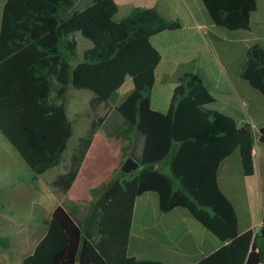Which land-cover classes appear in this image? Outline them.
<instances>
[{"label":"trees","instance_id":"16d2710c","mask_svg":"<svg viewBox=\"0 0 264 264\" xmlns=\"http://www.w3.org/2000/svg\"><path fill=\"white\" fill-rule=\"evenodd\" d=\"M225 1L217 9L218 20L249 28L256 0ZM73 5L74 0H7L0 32V132L36 178L61 162L74 133L64 101H53V93L64 100L72 85L110 104L130 77L134 90L117 110L145 137L143 167L128 174L120 168L109 184L93 189L94 205L102 211L98 241L84 235L59 205L48 233L23 264H170L128 254L136 199L149 191L159 194L162 211L185 207L229 241L197 264H264V227L259 235L241 234L235 206L219 184L221 163L237 149L244 172L253 175L252 126H239L231 115L213 109L215 96L192 72L180 78L167 112L152 106L162 55L151 39L180 29L181 23L155 8H136L119 21L115 0H91L83 10H68ZM77 32L93 46L71 69ZM242 77L264 94L260 45L249 49ZM260 134L264 143V126ZM156 164H168V171Z\"/></svg>","mask_w":264,"mask_h":264},{"label":"crops","instance_id":"0c3cea01","mask_svg":"<svg viewBox=\"0 0 264 264\" xmlns=\"http://www.w3.org/2000/svg\"><path fill=\"white\" fill-rule=\"evenodd\" d=\"M90 2L74 0L69 10H83ZM115 2L118 5L115 18L119 21L130 16L136 8H155L166 18L181 23L180 29L163 31L151 39L162 55L151 94L154 109L167 112L180 78L192 72L201 77L215 96L213 109L231 115L239 126H252L253 175L244 172L241 151L237 149L221 163L219 184L235 206L239 232L253 230L256 235L261 234L264 227V143L260 140V128L264 126V94L245 80L242 72L249 49L254 45L264 49V0H256L247 29L218 20L217 9L225 0ZM6 3L7 0H0V32ZM92 46L93 42L88 43L79 54L78 43L71 69L84 59V51ZM133 90L134 83L129 77L110 104L94 93L89 96L85 111L73 112V118L81 116L84 119L82 133L63 164L62 157L56 166L36 178L33 176L28 198L31 200L29 219L18 217L28 227L20 232V242L12 245L13 257L8 264H23L25 258L35 252L48 233L53 212L59 205L64 206L82 227L84 235L93 241L100 239L98 222L102 211L94 205L93 189L109 184L127 157L141 161L144 152V135L117 110ZM66 95L57 103L64 101L65 104ZM100 117H104L102 122ZM164 168L168 169V164ZM237 187L240 188L238 195L234 191ZM10 189L17 188L13 185ZM8 212L14 214V211ZM228 242H223L185 207L162 211L157 192L149 191L136 199L129 256L161 259L170 264H197Z\"/></svg>","mask_w":264,"mask_h":264},{"label":"rangeland","instance_id":"374dc122","mask_svg":"<svg viewBox=\"0 0 264 264\" xmlns=\"http://www.w3.org/2000/svg\"><path fill=\"white\" fill-rule=\"evenodd\" d=\"M76 37L79 43L78 52L82 54L86 45L88 43L92 44V41L84 37L81 32H77ZM74 61H76V59ZM90 95H94V92L91 90L77 89L73 86L69 87L65 105L68 115L73 121L74 133L68 141L67 149L63 154L64 159L61 164L66 161V155L72 151L74 145L77 143L79 135L82 133L84 119L81 116L73 118L74 113H81L88 108V99ZM52 99L55 102L61 100L56 97V93H53ZM27 168H29L28 165L20 157L17 150L0 132V264L9 263V260L13 257L12 245H16L20 242V232L23 228L28 227L25 221L18 219L19 216L29 219L31 213V200L28 198L33 175L31 170ZM166 170L168 171V169ZM13 185L17 188L14 189L16 191L15 193L13 192L14 190L11 191L10 189ZM234 191L238 195L240 188L237 187ZM3 202L5 208L2 206ZM8 211H14L15 215L9 214ZM28 237V239H30V236ZM1 239L8 242L9 246L5 247ZM18 251L19 248L16 249V252Z\"/></svg>","mask_w":264,"mask_h":264},{"label":"water","instance_id":"95a60500","mask_svg":"<svg viewBox=\"0 0 264 264\" xmlns=\"http://www.w3.org/2000/svg\"><path fill=\"white\" fill-rule=\"evenodd\" d=\"M142 167L143 166H142L140 161H137V160H135L132 157H127L124 160V162H123V164L121 166V169H122L123 172L128 174V173H132V172H135V171H139V170L142 169ZM155 168L156 169H163L164 167L161 164H156Z\"/></svg>","mask_w":264,"mask_h":264},{"label":"built area","instance_id":"2783aa9c","mask_svg":"<svg viewBox=\"0 0 264 264\" xmlns=\"http://www.w3.org/2000/svg\"><path fill=\"white\" fill-rule=\"evenodd\" d=\"M261 224H262V223H261ZM261 224H260V225H261Z\"/></svg>","mask_w":264,"mask_h":264}]
</instances>
